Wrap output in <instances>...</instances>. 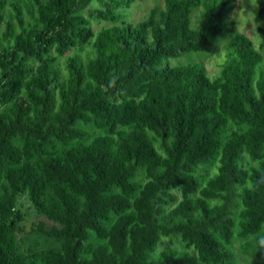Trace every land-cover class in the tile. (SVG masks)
Returning <instances> with one entry per match:
<instances>
[{
	"label": "trees",
	"instance_id": "obj_1",
	"mask_svg": "<svg viewBox=\"0 0 264 264\" xmlns=\"http://www.w3.org/2000/svg\"><path fill=\"white\" fill-rule=\"evenodd\" d=\"M133 3L0 0V264H236L234 237L264 228V60L235 36L236 0H163L138 22ZM222 35L213 78L164 63ZM23 195L53 224L19 240Z\"/></svg>",
	"mask_w": 264,
	"mask_h": 264
},
{
	"label": "rangeland",
	"instance_id": "obj_2",
	"mask_svg": "<svg viewBox=\"0 0 264 264\" xmlns=\"http://www.w3.org/2000/svg\"><path fill=\"white\" fill-rule=\"evenodd\" d=\"M263 0H256V5L255 7L252 6V4L249 2V0H236L235 4V10L234 12L230 15V19L233 21L234 26L236 28V14L237 12L243 8L245 10V13L247 14L248 12H251L254 14L255 19H256V32L260 35L262 39L263 36L259 33L257 28L259 26L264 25V15L261 16V18L258 19V12L261 6V3ZM163 0H134V3L132 5V8L130 10V16L128 18V21L131 22H138L139 20L143 19L149 8L152 6H162ZM111 24L107 22H99L98 24L93 23V30H98L99 28L102 27H109ZM252 25H248V34H252ZM246 36V35H245ZM222 38L219 41H226L228 36L222 35ZM219 44L216 47V50L212 53H189L184 55L181 58H168L165 60V64L171 67L175 66H181L185 65L188 63H199L204 66L206 69L208 75L210 77H214L215 74L219 71L220 69V63L223 59L216 57L215 55L219 54ZM257 49V48H256ZM263 60H264V52H261ZM224 58V57H223ZM247 165L252 164V161L247 160L246 161ZM213 171V165L212 164H207L206 166L202 167L200 170V177L201 180L204 179L209 173ZM176 196L179 197V191H174ZM19 203L21 204L20 210L21 212L25 215L24 222L21 224L23 233L18 235V239L20 240L21 238L24 237L25 233H28L32 228H35L36 225L39 223H43L46 227H50L53 223L48 221L46 218L38 216L31 206L30 202L28 201L26 195H23L22 197L19 198ZM264 231V228L262 229ZM249 244L252 245V247H256L252 241L249 239V237L245 239H239L237 237H234L232 240L231 246L228 247V249L233 253L234 255V260L236 264H261L263 263L262 260L254 256L251 247L248 246ZM158 251L160 250H166V251H178L179 253L187 250L184 246V244L180 242H175V241H169L168 239H163L161 244L159 245ZM188 252L193 253L191 249L188 250Z\"/></svg>",
	"mask_w": 264,
	"mask_h": 264
},
{
	"label": "clouds",
	"instance_id": "obj_3",
	"mask_svg": "<svg viewBox=\"0 0 264 264\" xmlns=\"http://www.w3.org/2000/svg\"><path fill=\"white\" fill-rule=\"evenodd\" d=\"M253 7L256 5V0H249ZM236 20V30L235 36L236 37H248V42L251 46H254L259 51L264 52V39L260 37V35L256 32V19L253 13L248 12L245 13V10L241 8L235 17ZM248 25H252V34H248ZM229 41H222L219 44V54L215 55L218 58L223 59L232 48L228 47ZM167 239V237H164ZM252 243L258 247L264 249V231L257 232L256 234L249 237Z\"/></svg>",
	"mask_w": 264,
	"mask_h": 264
}]
</instances>
